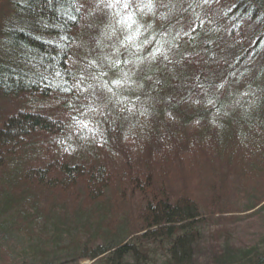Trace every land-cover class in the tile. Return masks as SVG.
I'll use <instances>...</instances> for the list:
<instances>
[{"label":"trees","instance_id":"1","mask_svg":"<svg viewBox=\"0 0 264 264\" xmlns=\"http://www.w3.org/2000/svg\"><path fill=\"white\" fill-rule=\"evenodd\" d=\"M96 1L0 0V98L23 104L0 115V240L19 246L0 264H264V0H190L187 28L166 0L128 29ZM93 114L106 149L85 140Z\"/></svg>","mask_w":264,"mask_h":264},{"label":"rangeland","instance_id":"2","mask_svg":"<svg viewBox=\"0 0 264 264\" xmlns=\"http://www.w3.org/2000/svg\"><path fill=\"white\" fill-rule=\"evenodd\" d=\"M109 1H111V6L118 8L119 10H123L121 13L117 14L116 16L120 19L121 22H123V24L125 25L124 27L126 29L131 27V23L135 22V19L138 22H140L141 19H143L142 20L143 24L149 25L150 28H155L156 26H158V24H160L159 23L160 18L154 14H157L159 12L162 5H165L168 3V2L166 3V0H155V2L153 3V10H148L146 7H149L148 4H150L154 0H151V1H148V0H109ZM86 3L91 4L92 0H87ZM125 3H127L129 6H131L130 10H127L124 7ZM188 3L190 5V0H175V1H172L170 3L171 7L170 6L169 7L171 8V11L170 10L166 11L167 16H168L167 19H169V23H167V27L170 28L173 25V23L178 22L177 25L180 24V25H183L184 27L187 28V24L190 23L192 21V19L194 21L195 17H192L194 10L191 9L190 12L187 10ZM95 4H96L95 10H96V14H97L98 18H101V20H105L106 19V12L101 9V7H102L101 5H103V4L100 3L98 0L95 2ZM135 9H137V10H135ZM10 15L11 14L9 12H7V9H5V5L3 3H1L0 4V27H1V29H2L1 24H4V23L10 24V22L12 21L13 17H10ZM161 16L163 18L162 13H161ZM93 17H95V16H93ZM94 19L95 18L91 19L90 21H92ZM102 23H103V21H102ZM88 25H90V24L88 23ZM91 25H93V24H91ZM98 26L99 25L94 24L93 27L89 26V27H87L86 30H88V28H89V33H91V34L94 33L95 35H93V36L97 37L98 35H100ZM144 28L149 29L147 27H144ZM122 35H123V32L121 31L120 36H122ZM99 37L100 36H98L97 38H99ZM136 37H139V36L136 35L134 37L132 36L131 38H129L127 36L126 39L123 41V47H124V49H129V51H128L129 54L124 55L122 58V61H120V62L123 63L124 66L128 67L129 73H130V66H131L130 64L133 60L130 54L139 53V50H140L139 47H135L133 49V42H134V39ZM102 41H106V40H102ZM1 42H2V40L0 39V43ZM3 53H4V51H3ZM97 54L100 55L101 50L97 51ZM120 55H121V53H120ZM106 58L108 60L111 58L110 60L114 63L116 61L121 60V58L118 54H112V55H110V58H109V55H107ZM125 61H127V63H125ZM39 74L41 76V79L44 80L43 76L46 75V73L39 72ZM122 76L124 77V79H127L125 73H122ZM14 79H16V78L14 77ZM30 82H31V80H29V82L24 81L25 85H28ZM109 83H111V82H109ZM111 84L115 85L116 87H119L121 85L122 86L124 85L126 87H130V86H134L135 83L130 84L128 82H122L121 81V83L119 85H116L113 83H111ZM31 85H33V84H31ZM100 87H101V85H100ZM103 91H104V89H103ZM107 91H108V89H106V92ZM19 97H20V95H19ZM117 104H118V102H115V105H117ZM22 106H23L22 102L19 101L16 96L7 95L4 98H0V115L4 114L5 112H9V113H11L12 111L20 112V111H22ZM96 112H98V111L96 110ZM129 112L132 113L133 109L129 110ZM99 116H102V114ZM94 117H95V115L93 114L85 120L86 124L84 126L87 128L84 127V130L88 129V132H90V135H91V133L97 134V135H94L91 138H89L90 136H88V133L85 132V140H88L89 142L93 141V143L95 142V144H96V146H94L95 148L96 147L102 148L103 146H102V144H100L99 141H101V139H103V138H104V140L107 139V136L106 135L104 136V134L106 133L105 130L107 127L106 128L101 127L100 122L98 120L90 119V118H94ZM1 123H2V119H0V127L2 125ZM76 127H77V125H76ZM121 131H122L123 135H126L127 132H131V133L134 132L128 128H126V129L122 128ZM140 135L141 134H139V133H135L132 136H140ZM57 140H60L61 145L59 146V151H58L59 156L56 159L57 160L63 159V161H64V159H65V161H67V159H71L70 162H72V163L77 162L76 158H74L75 154L76 155L78 154L77 149L70 146L68 144V142L63 137L57 138ZM119 140L121 141L120 145L122 147L127 146V147L131 148L132 140H130L129 138H126V139L121 138ZM146 141H148V140H146ZM102 149H106V148L103 147ZM105 151H107L109 153V155H108L109 158L111 157V159L114 160L115 163H116L115 160L119 161V159H118L119 157H117V153H111L109 150H101L100 156H102V153ZM60 156H62V157H60ZM64 156L65 157L67 156V158H65ZM87 160L89 162H91V159H87ZM0 175H1V173H0ZM111 183L112 184L114 183V185L118 184L122 188L121 190H123V188H124V187H122L121 183H119L117 181H112ZM110 190H111V188H110ZM142 204H143V202L140 200L138 205H142ZM250 222H253V221L250 220ZM248 226H249L248 223L246 226H241V225L239 226L240 228H238V230L240 231V234H238V237L242 236V231L244 229L250 228V226L249 227ZM9 237L5 238L4 242L2 240H0V250L3 251L2 255L0 256V260H3V262H7V263L10 262L12 259H14V257H15L14 254H17L18 249H19V246L16 243L14 244L13 237L12 236H9ZM10 246H12V252H10V255H9V247ZM99 257H100V255H99ZM15 261H17V260H15ZM70 262L67 264H71ZM14 263H16V262H12L10 264H14ZM17 263L19 264V262H17ZM92 263H93V260L84 258V259L78 261V263H76V264H92ZM56 264H62V263L58 261Z\"/></svg>","mask_w":264,"mask_h":264},{"label":"snow or ice","instance_id":"3","mask_svg":"<svg viewBox=\"0 0 264 264\" xmlns=\"http://www.w3.org/2000/svg\"><path fill=\"white\" fill-rule=\"evenodd\" d=\"M124 7L127 8V7H128V4L125 3V4H124ZM158 51H159V49H157V52H158ZM164 58L167 59L166 56H165ZM153 59H155V53L153 54ZM119 63H120L119 61H116V62L113 64V67L117 66ZM125 63H127V61H125ZM111 83L116 84V85H119V84L121 83V81H120V80H114V81H112ZM104 86L106 87L107 85L105 84ZM108 91H111V88H108Z\"/></svg>","mask_w":264,"mask_h":264}]
</instances>
